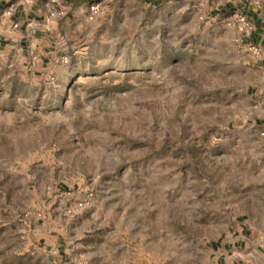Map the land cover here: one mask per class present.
<instances>
[{
  "label": "rangeland",
  "instance_id": "rangeland-1",
  "mask_svg": "<svg viewBox=\"0 0 264 264\" xmlns=\"http://www.w3.org/2000/svg\"><path fill=\"white\" fill-rule=\"evenodd\" d=\"M257 29L264 0H0V264H220Z\"/></svg>",
  "mask_w": 264,
  "mask_h": 264
},
{
  "label": "crops",
  "instance_id": "crops-1",
  "mask_svg": "<svg viewBox=\"0 0 264 264\" xmlns=\"http://www.w3.org/2000/svg\"><path fill=\"white\" fill-rule=\"evenodd\" d=\"M251 41L261 49L262 57L252 58L255 74L244 90L251 109L244 118V139L240 141L250 150L243 157L240 173L242 180L249 175L258 182V196L246 199L248 212L235 217L233 232L220 242L216 257L220 264H264V32L257 29Z\"/></svg>",
  "mask_w": 264,
  "mask_h": 264
},
{
  "label": "built area",
  "instance_id": "built-area-1",
  "mask_svg": "<svg viewBox=\"0 0 264 264\" xmlns=\"http://www.w3.org/2000/svg\"><path fill=\"white\" fill-rule=\"evenodd\" d=\"M239 29L241 32H244V31L247 32V31L252 30L251 24L245 17L240 18V28ZM250 50L256 57H262V51L259 47L252 45ZM80 206L82 205L80 204Z\"/></svg>",
  "mask_w": 264,
  "mask_h": 264
},
{
  "label": "trees",
  "instance_id": "trees-1",
  "mask_svg": "<svg viewBox=\"0 0 264 264\" xmlns=\"http://www.w3.org/2000/svg\"><path fill=\"white\" fill-rule=\"evenodd\" d=\"M146 2H151V0H145Z\"/></svg>",
  "mask_w": 264,
  "mask_h": 264
}]
</instances>
